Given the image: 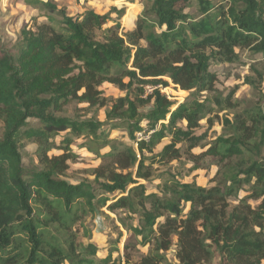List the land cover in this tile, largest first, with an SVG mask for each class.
Wrapping results in <instances>:
<instances>
[{
    "label": "trees",
    "instance_id": "1",
    "mask_svg": "<svg viewBox=\"0 0 264 264\" xmlns=\"http://www.w3.org/2000/svg\"><path fill=\"white\" fill-rule=\"evenodd\" d=\"M25 1L46 20L24 28L15 42L0 39V264H123L122 257L125 264H163L174 246L179 264H215L216 258L219 264H264V108L226 117L228 133L204 153L192 152L206 146L207 133L197 129L213 106L234 104L216 87L211 55L230 60L241 45L264 51V0L217 6L197 0L200 17L192 20L184 11L189 0H148L132 30L119 21L124 9L101 14L85 7L72 14L54 0ZM164 77L189 96L176 103L157 88L144 97L147 84L167 87ZM105 81L126 91L105 121L64 115L73 101L107 106ZM147 103L151 108L141 112ZM108 123L110 129L127 128L137 147L116 143L103 129ZM144 130L154 132L137 141ZM167 136L171 142L147 155ZM74 137L85 138L82 146L102 159L91 170L94 178L79 183L64 177L78 157L71 149ZM24 138L38 143L40 165L25 164ZM181 141L189 142L185 151ZM106 146L110 150L100 153ZM53 148L64 152L50 155ZM185 154L198 167L203 155L222 156L216 185L172 175L159 192H148L141 180L153 178V167ZM252 182L251 195L233 204L231 198ZM107 194H115L109 205ZM250 197L259 203L252 205ZM99 206L125 214L119 216L128 232L120 259L113 257L116 249L97 259L101 248L85 221ZM135 216L136 224L128 221ZM147 245L135 261L134 252Z\"/></svg>",
    "mask_w": 264,
    "mask_h": 264
},
{
    "label": "rangeland",
    "instance_id": "2",
    "mask_svg": "<svg viewBox=\"0 0 264 264\" xmlns=\"http://www.w3.org/2000/svg\"><path fill=\"white\" fill-rule=\"evenodd\" d=\"M59 7H65L69 13L76 14L82 11V7L93 8L96 12L104 14L112 9H124L125 14L119 20L124 29L132 30L136 26V19L139 17L145 5H148V0H130L129 3L115 2L114 0H90L88 3L80 4L75 0H54ZM230 0H213V4L229 5ZM184 11L193 18L198 19L200 16V9L197 0H189ZM129 15V16H128ZM116 18V13L112 14ZM46 18L42 14V10L29 5L25 0H0V39L3 41L15 42L21 38V33L24 28H31L37 22H43ZM112 23H109L111 25ZM159 29V28H158ZM210 52V51H209ZM116 69V68H115ZM133 69V68H132ZM210 70L217 77L216 87L225 95L230 94L233 105H227L222 110L213 106V112L200 121V127L197 129V134L207 133L203 140L206 143L205 147L197 146L192 149V152L199 155L213 145L214 140L220 136L228 133V128L224 119L226 117L233 119L236 112L242 111L245 108H250L260 111L264 108V51L257 52L253 46L241 45L234 48V54L230 60H219V58L211 55ZM170 84L164 88V94L169 99L176 103L183 102L190 94L189 91L181 88L171 81L170 78L164 77ZM124 81H128L127 78ZM104 96L108 99L109 104L105 107L90 106L85 102L73 101L67 104L64 115L76 119L96 118L100 121L106 120V111L112 103L120 96H124L126 91L121 89L117 84L105 81L101 85ZM207 93H204V95ZM151 108V103H147L141 107V112L145 113ZM29 125H35L36 121L29 122ZM145 125V123H144ZM181 126L187 125L186 121L180 123ZM103 129L110 131V137L116 139V143H126L128 145H135L131 140L128 129L125 127L111 128L110 123L106 124ZM0 125V134H1ZM67 132L61 133L56 141L63 138ZM171 136H167L161 140L153 152H148L147 155L156 154L161 151L164 145L171 142ZM86 142L83 137H74V143L71 144L72 151L78 156L75 160L69 162L70 166L65 174V179L72 183H79L94 178L91 170L98 166L102 159L99 154H96L87 146H82ZM97 147L98 144L93 143ZM189 142L181 141L179 146L185 151ZM20 149L23 154L24 162L27 166H38L39 157L37 154L38 143L32 139L24 138L20 141ZM110 150L109 146L102 147L100 153H105ZM63 150L53 148L49 154H61ZM220 155H203L199 161H196L200 166H196L195 161L188 159L186 154L180 160H174L169 165L153 167V178L150 180H141L146 183L148 192H159V186L165 178L171 177L182 182L196 181L198 185L203 187H211L216 185L218 175L221 170ZM254 190V183L245 185L237 197L231 198L233 204L240 202ZM110 198L107 205L113 202L115 194H107ZM118 197V196H117ZM252 205H257L259 200L255 198H248ZM190 208V204L185 205V211ZM95 216H88L85 225L88 226L91 232V241L96 242L100 246L98 258L105 257L111 249H116L113 252V257L120 259L123 256L124 243L128 237L127 230L119 221V216H125L123 211H111L108 206H99ZM129 222L137 223L136 216L128 218ZM83 233V229L82 232ZM87 241V238H85ZM140 252H134V260L139 258L141 253L145 254L148 251V245L140 247ZM176 246L167 252V260L163 264H179L176 258ZM122 257V263L124 262ZM67 264V263H66ZM215 264L218 263V258L215 259Z\"/></svg>",
    "mask_w": 264,
    "mask_h": 264
},
{
    "label": "built area",
    "instance_id": "3",
    "mask_svg": "<svg viewBox=\"0 0 264 264\" xmlns=\"http://www.w3.org/2000/svg\"><path fill=\"white\" fill-rule=\"evenodd\" d=\"M75 1H78L80 4H85V3H88L90 0H75ZM116 1L117 2H121V3H129L130 0H116ZM157 88L160 89L162 91V93L164 92V88L162 87L161 84H158V85L147 84L145 86L144 97H147L149 94H152L154 92V90L157 89ZM153 132H154V130L138 131L137 134H136L137 141L148 140ZM136 145H137V143H136Z\"/></svg>",
    "mask_w": 264,
    "mask_h": 264
},
{
    "label": "crops",
    "instance_id": "4",
    "mask_svg": "<svg viewBox=\"0 0 264 264\" xmlns=\"http://www.w3.org/2000/svg\"><path fill=\"white\" fill-rule=\"evenodd\" d=\"M114 1H115V2H117L116 0H114ZM84 8H85V7H82V8H81V9H82V11L84 10ZM128 16H129V15H128Z\"/></svg>",
    "mask_w": 264,
    "mask_h": 264
}]
</instances>
